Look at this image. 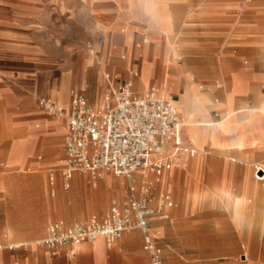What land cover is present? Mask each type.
I'll use <instances>...</instances> for the list:
<instances>
[{
	"label": "crops",
	"instance_id": "obj_1",
	"mask_svg": "<svg viewBox=\"0 0 264 264\" xmlns=\"http://www.w3.org/2000/svg\"><path fill=\"white\" fill-rule=\"evenodd\" d=\"M46 1L45 3L44 0H0V109H5L8 113L6 116L0 115V140L4 138L10 139L6 149L5 161L2 162L0 160V169L5 171L29 170L35 175L33 176L35 179L32 183L33 185H7L5 181H0V189L13 186L46 187L40 172L48 170L49 183L52 186L51 196H54L53 200L49 198L43 199L41 217H39L33 231L26 234H17L12 228L9 230V234L12 237H6L4 240L15 239L26 242L22 244L23 246L15 249L10 248L12 244L2 246L0 248V264H147L149 257L143 248L144 238L140 229L126 231L112 246H108L103 236L98 237L94 241L84 242L79 246H60L50 249L37 244L39 240L46 237L50 223L64 220L69 225L74 224L72 222L83 219L86 216L85 212H87V209L81 212L75 210V207L70 206L66 202L69 194L64 190H68L71 185L69 188L64 187V179L61 174V166L58 165V157L63 150L65 154V136L68 132V123L66 124L63 118L55 119L47 114L45 110L40 113L34 96L22 94L21 89L28 87L29 83L32 82L37 85L41 80L40 77H51L55 72L56 63L58 64L60 61H62L61 75L70 77L71 82L76 80L79 85H83L89 69H93L91 74L102 85L104 82L103 71L107 67L108 60H111L112 63L108 65L110 68L118 67L124 69L126 63L121 60L119 55L122 52H127L137 55L141 59L140 69H130L129 77L125 79L133 80V89L136 93H143L154 79L161 83L162 87L158 89H161L160 94L163 97H165L162 94L165 89H167L169 94L181 91L180 87L177 90L176 87H167L166 84L165 70L168 69L169 45L165 42V34L162 33L160 39L154 38L147 45L143 44L140 33L146 30L147 17L143 13L138 17H133V13L136 10L148 12L152 26L163 29V24L156 21L157 15L155 12H181V18L175 23L176 28L181 31L180 24L183 13L187 12L189 16L193 17V14L195 16V13L204 10L225 11V5L218 8L220 0H79L84 10L89 11V15L93 16L105 29V33H112L115 36V45L104 48V50L99 52V56L97 55L98 53L91 54L86 48L75 55H71L70 47L65 45V42H63L64 48L62 50L56 49L53 41V35L56 32L54 23L55 6L53 0ZM63 5H68L67 0H64ZM170 17L172 18L171 15ZM63 26L65 28V25ZM136 38L137 41L140 40L143 44L141 48L135 49L133 47ZM193 49L188 45L187 51L182 54H187ZM180 59L181 57H179L177 62L183 63L179 62ZM178 66L182 69V72L187 73L180 65ZM185 68L189 70L186 64ZM189 71L194 75L196 73L193 70ZM246 71L245 67H241L233 73L242 75ZM157 72L161 75V81L154 77ZM134 73L137 75L134 76ZM176 75L181 76L180 74ZM109 76L110 74H107V77ZM168 76L169 73L166 77ZM255 80L257 81L258 77H255ZM151 88L156 87L150 86L149 89ZM206 89L214 91L213 93L226 91L227 89L234 91L235 102L241 106L245 102L238 101L237 94L251 90L255 95L254 90L257 88H251L243 80L237 79L233 81L232 87H227L223 90L214 87ZM76 94L84 95L79 92L73 93L69 109H65L66 113H69L72 99ZM57 96L58 93L56 92V98ZM166 98L171 99L176 104L180 117L179 107L175 99L172 97ZM53 102L57 106L63 107L56 103L55 100ZM94 102L97 104L99 101L95 99ZM180 120L184 123L183 117L182 119L180 117ZM181 142L184 147L194 149L196 151L195 155L191 156L184 151L178 153L173 167L165 171L159 181L151 173L143 174L137 172L135 174L139 186H141L142 180H148L152 183L150 196L152 197V204L157 208V212L150 219V231L162 250L164 264H172L173 257L176 260V264H183L185 258L183 253L187 251L192 253L208 252L204 255L191 254L188 257L190 262L187 261V264H264V260L260 262L258 258H250V260L249 255L243 256L240 254L245 251L251 252L254 247L258 248V244L254 245L250 239L245 237L250 235L263 237L264 222L262 223L263 227L229 229L228 233H223V235H234L238 237L236 238L237 242L232 244L230 239H226L223 241L222 247H216L214 244L182 243V233L190 224L189 221L193 215V213H190L189 208H192V210L196 209L199 202H201L200 199L203 197L193 188L202 185L212 188L205 192L204 196L212 195L224 201L231 213V217L238 224L240 218L247 219L249 217L251 220H264V209L258 215L255 210L253 212L249 211L252 207L257 206V203L259 204L261 199L260 181L264 179H255L251 161L243 158L246 156V152L251 150L249 146L224 148L208 152L204 147L196 150L194 141L190 143V141L184 140L183 129L181 130ZM38 145L46 153L45 160H42V156L39 155L38 160L29 162ZM179 154L181 156L184 155V158L180 157ZM259 154L258 151V156ZM233 156L238 158H232ZM254 161L261 162L259 159ZM243 162L246 165H243ZM29 163L30 167L28 166ZM56 167L59 168L56 169ZM259 168L264 171L263 167ZM172 170L174 171L171 174ZM52 171L56 174L54 183L50 181V173ZM80 173L77 172L74 175V177H78L77 182L82 179ZM107 178L102 181L99 188V190L102 188L104 193H108L109 196L107 205L103 201L98 203L99 216L97 217L101 219L108 215L109 212L107 213V211L110 203L117 204L116 202L125 193L128 195V181L125 178L127 185L123 180L116 179L117 181H115L112 179L108 181ZM168 179H171L169 187L166 186ZM13 184L25 183L13 181ZM118 184L119 187L121 185L120 188H118ZM188 186L191 188L190 192L186 191ZM228 187L243 188V192L241 195H236ZM252 187H258V189ZM170 188H173L175 192L178 206L172 212L173 207L176 205L174 200V206L166 210L170 215V219H162L161 214L165 210L160 209V204L158 205L156 199L166 192L172 195L170 191H167ZM227 192L233 194L236 200L232 201L231 195ZM246 198L250 200L247 201ZM233 202L234 205L231 207ZM61 203L68 205L75 211L82 213V215H72L69 218L63 217L57 211V206ZM103 206L105 207L101 208ZM88 211L91 212L92 208L88 209ZM173 216L178 221L174 229L175 236L181 242L168 244L164 240H166L172 227L165 221L174 222ZM49 221L51 222L47 225ZM39 237L41 238L37 239ZM240 241L243 242L240 243ZM260 244V247L263 246L262 240ZM215 252L218 254H214ZM236 253H239V256Z\"/></svg>",
	"mask_w": 264,
	"mask_h": 264
},
{
	"label": "rangeland",
	"instance_id": "obj_2",
	"mask_svg": "<svg viewBox=\"0 0 264 264\" xmlns=\"http://www.w3.org/2000/svg\"><path fill=\"white\" fill-rule=\"evenodd\" d=\"M44 2L46 3L47 1L44 0ZM53 3L55 6L54 23L56 26L53 41L56 49L62 50L64 48L63 42H65V45H69L70 47L71 55H75L80 50L86 48L91 54L98 53L97 55L100 56L99 52L104 50V48L115 45L114 34L108 32L105 33V29L94 19L93 16L89 15V11L84 10V7L79 0H67V6L63 5L64 0H53ZM222 5H225V11L204 10L195 13V16L193 14V17L189 16V13L187 12L183 13L184 15L180 24L182 34L175 26L176 21L181 18V12H155L157 15L156 21L163 24V29L152 26V21L149 19L150 14L148 12L136 10L133 13V17H138L141 13L145 14L147 17L146 32L144 31L140 33L142 35L143 44L147 45L154 38L160 39L162 33L165 34V42L169 45L167 56L168 69L165 70L166 84L167 87H176L177 90L180 88L182 90L169 94L167 89L164 88L165 92L162 94H164L165 97H172L175 99L176 103H178L180 117L181 119L183 117L184 120V127H182L184 140L190 141V143L191 141H196L195 143L197 144L203 142V147L207 152L216 151L224 148H235L236 146L233 144L232 137H234V135L238 136L241 132L246 134L250 130L248 132L249 134L247 133L246 136L257 138V143L254 146L249 147L251 150L247 151L246 156L243 158L251 161L253 176L255 179H257V175H260L259 177L264 179V171L261 168L258 169V167L264 168V114L258 111H252L255 104V95L253 91L250 90L248 92L237 94L238 101L246 102V108L252 112L242 113L239 120H234L230 125L226 126L233 128L234 134L232 135H226L223 132V124L220 123L219 112L209 106L198 107V109H195L199 113L198 119L211 120V122H213V130L209 131L206 128L207 126L202 125L196 129L193 128L195 129V131H193L197 132V135H194L191 129L194 123H189L190 119L180 105L181 95L187 93L186 86H184L183 83L181 84V82L188 83L190 87H192L190 85L192 81V83H195L198 87L200 86L204 89L214 87L223 90L227 87H232L233 81L239 79L243 80L249 87L257 88L258 91L264 93V0H220L218 8H221ZM63 25H65V28ZM172 36L176 39L174 44L169 42V38ZM180 37L183 40H181ZM143 44L140 40L137 41L136 38L133 47L138 49L141 48ZM139 45L141 46L139 47ZM188 45L194 48L193 51L188 52L187 54H182L187 51ZM119 56L121 60L126 63V67L124 69L118 67L110 68L108 65L112 63L111 60H108L107 67H105L103 71L104 82L102 85L99 84L97 79L91 74L93 69H89L87 73L88 76L83 85H79L76 80L71 82L70 77L61 75L62 61H60L58 64L56 63L55 72L51 77H40L41 80L37 85L33 82L29 83L28 87H23L21 89V92L26 96H34L37 105L39 106L40 113H43L44 110L40 105L41 99L46 98L51 101L55 100L56 103L63 106V109L68 110L73 93L78 92L83 93L89 99L92 106L95 108H101L104 98L109 92V87H118L121 84V81L129 77L130 69H140L141 59L139 56L127 52H122ZM124 56L125 58H123ZM179 57H181L179 62L183 63L177 62ZM185 64L189 70L196 72L195 75L185 68ZM178 65L187 71V73L184 71L182 72V69ZM241 67L247 69L244 74L233 73L238 71ZM168 73L169 76L166 77ZM171 73L180 74L181 76ZM107 74H110V76L107 77ZM154 77L157 80L161 79L159 72L155 73ZM255 77H258L257 81L255 80ZM46 78L49 79L46 80ZM150 86H155L157 89L162 87L161 83L154 79L144 92H146ZM56 92L58 93L57 98ZM95 99L99 101L97 104L94 102ZM239 105L240 104H238V106ZM1 114L4 116L8 115L5 109H0V115ZM62 117L67 124V115ZM54 118L56 119V117ZM186 122L188 124H186ZM199 123L203 124V122ZM193 138H195V140H193ZM9 143L10 139L4 138L0 140V160L2 162L5 161L6 149ZM258 151L261 154H259V156ZM39 155L42 156V160H45L46 153L40 148V145L36 147L29 162L38 160ZM64 155L63 150L58 157V165L60 166ZM179 156L184 158V155L181 156L179 154ZM232 158L238 157L233 156ZM255 159H259L261 162L254 161ZM242 164L246 165L245 162ZM28 166L30 167V163ZM58 168L59 167H56V169ZM173 171L174 170L171 171V174ZM80 174L82 179L77 182L78 177L75 176L71 180V187L68 190H64L69 194L66 202L70 206L75 207V210L81 212L87 209V212H85L86 216L83 219H79L72 223L87 221L94 215L99 216L97 209L99 205L98 203L103 201L106 205L108 204V193L105 194L102 188L99 190L102 181L108 176V181H111L112 179L115 181L123 180L126 183L124 177L116 176L110 171H105L100 178H96L89 173L81 172ZM40 175H42L46 187L13 186L0 189V236L3 235L0 237V244L3 246L26 242L15 239L6 241L4 239L6 237L9 238V236L12 237L9 234L11 228L15 230L17 234H26L33 231L35 229V224L38 222L39 217H41L43 199H54V196H51L52 186L49 183V171H42L40 172ZM33 176H35L34 173L29 170L5 171L0 169V181H5L7 185H33L32 183L35 181ZM13 181H19L25 184H13ZM169 183H171V179L167 180L166 186L169 187ZM120 187L118 184V188ZM260 187L261 199L259 200V204L257 203V206H254L249 210L252 212L255 210L257 215L264 209V180L260 181ZM228 188L232 189L236 195H241L243 192V188ZM252 188L258 189V187ZM194 189H196L200 196L203 197L200 199L201 202H199L196 209L192 210V208H189L190 213H193V215L189 221L190 224L182 233V243L199 245L214 244L216 247H222L223 241L226 239H230L232 244L237 242L236 238L238 237H235L234 235H223V233H228L229 229L237 227H263L262 223L264 220L258 221V219L252 220L251 224L247 223L243 226H238L236 221L231 217V213L224 201L212 195L204 196L205 192L212 188L202 185L193 188V190ZM190 190L191 188L188 186L186 191L190 192ZM167 191L172 193L176 203L175 207L172 209L173 212L178 206V200L175 197L173 188H170ZM126 196L127 193H125L116 203H122ZM156 200L158 201V205L161 204V196ZM113 205V203H110L107 213ZM104 207L105 206L101 208ZM90 208H92L91 212L88 211ZM75 210L63 203L57 206V211L62 214L63 217L67 218L72 215H82V213ZM173 218L174 222H169V220L165 221L172 227L166 240H164L168 244L181 242L180 240L178 241V237L175 236L174 229L178 221L174 216ZM50 222L51 221H49L47 225ZM40 238L41 237L37 239ZM245 238L250 239L254 245L258 244V248L254 247L251 252L245 251L240 254L243 256L249 255V259L258 258L259 262L263 261L264 236L250 235ZM261 240L263 241V246L260 247ZM242 242L243 241H240V243ZM207 253L208 252L192 253L187 251L186 253H183L185 255L183 264H187V261L190 262L188 257L191 254L204 255ZM214 254L218 253L215 252ZM236 254L239 256V253ZM172 264H176L174 257L172 258Z\"/></svg>",
	"mask_w": 264,
	"mask_h": 264
},
{
	"label": "built area",
	"instance_id": "obj_3",
	"mask_svg": "<svg viewBox=\"0 0 264 264\" xmlns=\"http://www.w3.org/2000/svg\"><path fill=\"white\" fill-rule=\"evenodd\" d=\"M133 87L132 79L118 87L110 86L101 108H94L84 95L76 94L69 113L50 99L40 100L52 117L67 115L65 155L61 160L64 187H70L77 172L100 178L105 171H111L128 181V195L122 203L114 204L105 218L93 216L71 225L64 220L50 223L46 237L37 244L50 249L79 246L103 236L112 246L126 231L140 229L149 257L147 264H163L162 250L150 231V219L157 212L150 196L152 183L142 180L139 186L135 174L151 173L159 181L173 167L178 153L194 156L196 151L182 145V123L174 102L162 97L157 88L139 94ZM50 181H56L53 171ZM174 204L170 193L162 194V219H170L166 210Z\"/></svg>",
	"mask_w": 264,
	"mask_h": 264
},
{
	"label": "bare ground",
	"instance_id": "obj_4",
	"mask_svg": "<svg viewBox=\"0 0 264 264\" xmlns=\"http://www.w3.org/2000/svg\"><path fill=\"white\" fill-rule=\"evenodd\" d=\"M175 40L176 39H175L174 36H172L171 38H169V42L171 44H174L175 43L174 42ZM182 83H183L184 86H186L187 93L181 95L180 105L183 107L185 113L187 114L188 118L190 119L189 123H194L193 126L191 127L192 132L194 133V135H197L196 134L197 132H194L195 129L197 127H199V126H202V125L207 126L206 128L209 131H212L213 130L212 129L213 128V122H211V120H201V119H198V117H199L198 114L199 113L195 109V108L198 109V107L209 106L212 109L217 110L219 112V114H220L219 115L220 116V123L223 124V126H222L223 132L226 135H232V134H234L233 128L226 127V126L230 125L234 120H237V119L239 120V118L241 117L240 115L242 113H244V112L246 113V112L258 111V112H261V113L264 114V93L261 92V91H258L257 89L254 91L255 92V99H254L255 100L254 101L255 104L253 106L254 109L252 111H250L245 106L246 102L243 103L241 106L240 105L239 106L237 105V103L235 102V92L234 91H230L229 89H227L226 91L223 90V91H217L216 93H213L214 91L204 89V88H202L200 86L198 87V85L195 84V83H192V81H191V84H190L192 87H190L188 85V83L181 82V84ZM159 93H160V90H159ZM175 106H176V104H175ZM58 107L61 108V109H63V107H60V106H58ZM65 115H66V113H65ZM59 118H63V117H59ZM199 122H203V124L202 123L200 124ZM181 123H182V127H184V123L182 122V120H181ZM186 124H188V123L186 122ZM193 128H195V129H193ZM221 132H222V130H221ZM246 134H244V133L241 132V133L238 134V136L237 135L236 136L234 135V137H232L233 144L236 147H240V148H242V147H248V146L249 147L250 146H254L257 143V138H254V137H251V136H246ZM203 139H202V141H203ZM193 140H195V138H193ZM195 148H196V150L197 149H203V142H201L200 144L195 143ZM257 178L258 179H262L258 175H257ZM213 193H214V191H213ZM227 193H229V192H227ZM230 195H231L232 201H235L236 198L234 197V195L233 194H230ZM243 199H244V197H243ZM246 200L249 201L250 199L249 198H246ZM251 203H252V200H251ZM233 205H234V202H233V204H231V207H233ZM250 208H251V205H250ZM251 222H252V220L249 219V217H247V219L240 218L238 224H239V226H243V225H245L247 223H250L251 224ZM21 244H23V243H16V244H12V245H21Z\"/></svg>",
	"mask_w": 264,
	"mask_h": 264
}]
</instances>
